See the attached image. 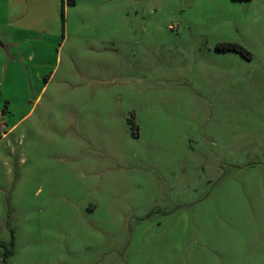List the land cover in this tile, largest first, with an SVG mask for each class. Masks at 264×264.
Here are the masks:
<instances>
[{"label": "rangeland", "instance_id": "rangeland-1", "mask_svg": "<svg viewBox=\"0 0 264 264\" xmlns=\"http://www.w3.org/2000/svg\"><path fill=\"white\" fill-rule=\"evenodd\" d=\"M0 264H264V0H0Z\"/></svg>", "mask_w": 264, "mask_h": 264}, {"label": "trees", "instance_id": "trees-1", "mask_svg": "<svg viewBox=\"0 0 264 264\" xmlns=\"http://www.w3.org/2000/svg\"><path fill=\"white\" fill-rule=\"evenodd\" d=\"M217 47L219 49H223V50L232 49V50H235V51H239L241 53L243 52V50L239 49L237 46H235L233 44H229V43L228 44H219V45H217ZM12 237H13V232H12ZM12 244H13V242H12ZM1 245L4 246L3 243H1ZM7 255H9V253L4 252L3 256H4L5 259H6Z\"/></svg>", "mask_w": 264, "mask_h": 264}]
</instances>
